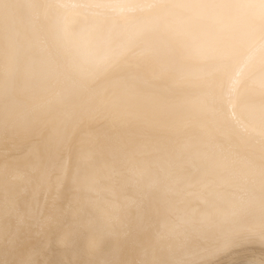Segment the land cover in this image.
<instances>
[{
	"label": "bare ground",
	"instance_id": "1",
	"mask_svg": "<svg viewBox=\"0 0 264 264\" xmlns=\"http://www.w3.org/2000/svg\"><path fill=\"white\" fill-rule=\"evenodd\" d=\"M0 264H264V0H0Z\"/></svg>",
	"mask_w": 264,
	"mask_h": 264
}]
</instances>
